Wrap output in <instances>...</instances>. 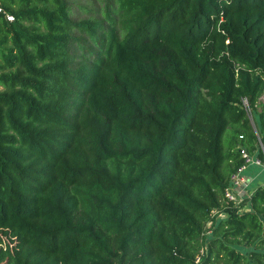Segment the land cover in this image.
Returning a JSON list of instances; mask_svg holds the SVG:
<instances>
[{
  "label": "trees",
  "instance_id": "16d2710c",
  "mask_svg": "<svg viewBox=\"0 0 264 264\" xmlns=\"http://www.w3.org/2000/svg\"><path fill=\"white\" fill-rule=\"evenodd\" d=\"M241 146L264 0H0V264H264Z\"/></svg>",
  "mask_w": 264,
  "mask_h": 264
},
{
  "label": "built area",
  "instance_id": "2783aa9c",
  "mask_svg": "<svg viewBox=\"0 0 264 264\" xmlns=\"http://www.w3.org/2000/svg\"><path fill=\"white\" fill-rule=\"evenodd\" d=\"M8 20H12L11 15H7ZM242 108L246 111L247 116L251 119L252 113L247 102V99L243 98L241 101ZM239 137H242L241 135ZM262 150L263 147L261 146ZM240 155L243 158V164L240 165L234 173L230 176V184L224 191V196L227 201L233 202L235 205L240 204L242 197L239 196L238 187L245 184L244 173L250 166H263L262 160L253 154H251L245 147H240Z\"/></svg>",
  "mask_w": 264,
  "mask_h": 264
},
{
  "label": "crops",
  "instance_id": "0c3cea01",
  "mask_svg": "<svg viewBox=\"0 0 264 264\" xmlns=\"http://www.w3.org/2000/svg\"><path fill=\"white\" fill-rule=\"evenodd\" d=\"M244 177L245 184L236 189L240 197L251 194L258 186L264 184V165L261 167L250 166L245 171ZM219 215L222 217L224 213H220Z\"/></svg>",
  "mask_w": 264,
  "mask_h": 264
},
{
  "label": "rangeland",
  "instance_id": "374dc122",
  "mask_svg": "<svg viewBox=\"0 0 264 264\" xmlns=\"http://www.w3.org/2000/svg\"><path fill=\"white\" fill-rule=\"evenodd\" d=\"M252 116H253V115H252ZM252 120H253V118H252ZM263 165H264V164H263ZM259 167H261V166H259ZM256 182H257V181H256ZM256 182H255V183H256ZM217 217L220 218V215H217ZM208 225H209V224H208Z\"/></svg>",
  "mask_w": 264,
  "mask_h": 264
}]
</instances>
